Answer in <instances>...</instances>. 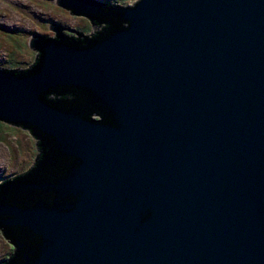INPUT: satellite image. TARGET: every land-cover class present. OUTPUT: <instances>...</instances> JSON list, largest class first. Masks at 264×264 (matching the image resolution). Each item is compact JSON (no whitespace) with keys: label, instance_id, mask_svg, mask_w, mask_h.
I'll list each match as a JSON object with an SVG mask.
<instances>
[{"label":"water","instance_id":"water-1","mask_svg":"<svg viewBox=\"0 0 264 264\" xmlns=\"http://www.w3.org/2000/svg\"><path fill=\"white\" fill-rule=\"evenodd\" d=\"M118 11L88 47L59 40L39 59L30 47L31 72L0 68V122L56 138L82 162L64 183L72 213L22 214L42 240L34 264H264V0H139ZM60 86L111 119L48 101Z\"/></svg>","mask_w":264,"mask_h":264},{"label":"flooded vegetation","instance_id":"flooded-vegetation-1","mask_svg":"<svg viewBox=\"0 0 264 264\" xmlns=\"http://www.w3.org/2000/svg\"><path fill=\"white\" fill-rule=\"evenodd\" d=\"M60 1L62 0L54 2L59 5ZM78 1L85 2L88 5L93 4L95 7L99 6V12H90L89 15L78 16L86 17L92 25H96V22L100 25L103 24V27L99 31L86 36L82 33L69 32V34H65L61 32L59 24L55 23L51 26V29L56 32L53 38L45 35L35 36L30 42L31 49L33 48L39 53L38 59L46 44L59 40H66L68 44L77 47H88L91 42L106 36L113 24L121 20L118 11L120 7L102 3L100 0ZM65 10L77 16L73 11ZM74 34H76V37L73 36ZM37 64L38 61L35 60L31 68L27 70L0 68L9 72L17 71L19 74L33 71L38 68L39 65ZM56 90H58L57 93L60 96L64 93L73 96V102L71 101V104L66 106L70 114L82 116L90 122L103 125H106L111 119L108 112L91 103L88 96L79 89L72 86H60L51 92ZM16 127L24 129L31 136L29 140H33L34 151L29 150L28 146L26 151L24 148L27 161L25 169L20 167L16 169L15 167L10 172H6L5 166H11L10 157L7 161L5 159L4 163L0 158V233L2 235L0 241L4 242L9 248L7 256L1 257L0 264H34L39 258L38 248L42 244V240L36 233L31 231L30 227L26 226L27 223L23 221L22 214L25 212H39L43 206L54 207L59 216L72 213L75 210L74 206L77 204V198L72 194L71 189H64V183L73 179L74 174L82 167V162L77 155L63 152L56 138L35 131L29 125ZM14 149L20 148L18 146ZM28 152L31 156L27 154ZM56 224L61 227L59 221Z\"/></svg>","mask_w":264,"mask_h":264},{"label":"rangeland","instance_id":"rangeland-1","mask_svg":"<svg viewBox=\"0 0 264 264\" xmlns=\"http://www.w3.org/2000/svg\"><path fill=\"white\" fill-rule=\"evenodd\" d=\"M56 0H0V67L12 70H26L34 64L37 53L30 50V42L35 36L53 38L55 33L49 30L50 25L59 24L63 29L90 35L92 25L87 18L70 16L69 12L58 7ZM138 0H100L117 7L134 5ZM69 34L68 31H63ZM62 33V34H63ZM72 35V34H70ZM73 36L76 37L74 34ZM24 129L0 122V158L4 163L8 158L13 168L27 167V150L34 151L33 140ZM20 149H14L18 147ZM14 149V150H13ZM29 154V152L27 153ZM29 156H31L29 154ZM0 238L2 235L0 233ZM9 253L8 246L0 241V259Z\"/></svg>","mask_w":264,"mask_h":264},{"label":"trees","instance_id":"trees-1","mask_svg":"<svg viewBox=\"0 0 264 264\" xmlns=\"http://www.w3.org/2000/svg\"><path fill=\"white\" fill-rule=\"evenodd\" d=\"M52 91V90H51ZM51 91H49L48 92V95H47V97H46V99L48 100V101H52V102H54L55 104H65L66 106H68V105H70L71 104V101L73 102V100H72V97L73 96H71L69 93H64V95H62V96H60V95H58V93H57V91L58 90H56V91H53V92H51ZM57 99H59V100H57ZM60 99H63V100H60ZM83 105V104H82ZM58 106V105H57ZM84 106V105H83ZM84 108H85V106H84Z\"/></svg>","mask_w":264,"mask_h":264},{"label":"bare ground","instance_id":"bare-ground-1","mask_svg":"<svg viewBox=\"0 0 264 264\" xmlns=\"http://www.w3.org/2000/svg\"><path fill=\"white\" fill-rule=\"evenodd\" d=\"M63 31H65V30H61V32H63Z\"/></svg>","mask_w":264,"mask_h":264}]
</instances>
